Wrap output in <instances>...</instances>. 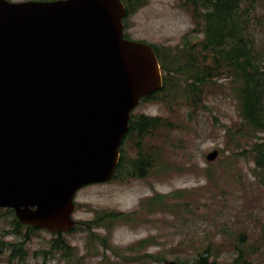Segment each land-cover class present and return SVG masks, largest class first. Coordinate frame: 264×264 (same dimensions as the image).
<instances>
[{"label":"water","instance_id":"95a60500","mask_svg":"<svg viewBox=\"0 0 264 264\" xmlns=\"http://www.w3.org/2000/svg\"><path fill=\"white\" fill-rule=\"evenodd\" d=\"M125 14L122 0H0V207L22 224L71 230L76 191L113 178L132 110L163 85Z\"/></svg>","mask_w":264,"mask_h":264},{"label":"rangeland","instance_id":"374dc122","mask_svg":"<svg viewBox=\"0 0 264 264\" xmlns=\"http://www.w3.org/2000/svg\"><path fill=\"white\" fill-rule=\"evenodd\" d=\"M263 11L258 3L254 15L260 16L255 20L253 15L250 26L264 66ZM124 24L130 38L157 45L175 46L182 43L184 35L193 40L202 36L191 31V14L179 0H150L126 15ZM231 78L221 74L217 79L223 86L218 90L206 86L205 106L196 109L183 99L173 105L148 99L135 107L136 114L161 115L179 124L166 135L163 132L147 138L163 146L160 155L164 166L161 170L151 168L141 178L123 179L120 175L76 191L73 215L84 223L63 233L75 247L73 259L60 257V252L46 253L53 233L40 229L26 239L27 228H17L12 213L0 209V264H162L166 260L199 261L201 256L215 264H231L237 256L239 230L248 240L249 259L264 264V181L257 177L251 153L239 154L243 147L250 148L252 141H264V137L245 136V145L240 147L230 141L228 128L242 123ZM258 134L264 136V131ZM213 150L217 156L209 160L207 154ZM127 151L129 157H135L138 148L128 141ZM207 171H213L214 180ZM177 189L169 209H156L148 202L156 192ZM104 213L115 216L103 219ZM101 237L108 238L107 244ZM25 239L26 257L9 259V249L2 241Z\"/></svg>","mask_w":264,"mask_h":264},{"label":"trees","instance_id":"16d2710c","mask_svg":"<svg viewBox=\"0 0 264 264\" xmlns=\"http://www.w3.org/2000/svg\"><path fill=\"white\" fill-rule=\"evenodd\" d=\"M149 1L123 0L126 15L137 11ZM258 3L264 7V0H179V5L191 14L194 22L191 31L201 32L202 36L193 40L184 35L182 43L175 46L152 44L162 68L163 85L160 89L142 97L141 101L160 99L168 105H173L174 102L183 99L191 108L196 109L205 106L203 94L206 86L213 85L217 90L222 88L223 83L217 78L225 73L226 76L232 77L230 88L242 117L241 126L228 128L230 141L240 147L245 145L243 142L245 136L264 137L258 134L264 131V66L260 63L261 49L250 26ZM259 16L255 14V20ZM174 126L179 124L173 123L168 117L132 112L128 131L120 145V157L114 178L120 175L123 179L126 176L141 178L146 176L151 168L158 167L157 169L161 170L164 166L160 155L163 146L158 145L159 142L151 143L150 140L163 132L166 135V132L175 128ZM128 141L138 148L135 157L128 156ZM249 153L255 160L257 177L264 181V141L254 140L250 148L243 147L239 151V154ZM228 160L230 159H227L226 165L229 164ZM207 172L209 178L214 180L213 171ZM177 192L178 189L168 193L156 192L148 197V202L156 209H169L173 206L169 200ZM0 209L12 213L17 228H27L26 239L29 233L41 229L20 223L11 207H0ZM119 214L122 213L117 215ZM113 216L114 213H104L101 218ZM89 226L91 228V225ZM108 227L109 231L112 230L110 225ZM236 234L237 256L231 264H256L249 259L250 254L245 246L248 240H244L245 233L239 230ZM26 239L1 240L9 249V259L26 257L28 253ZM101 240L104 244L108 242V238L101 237ZM49 241L50 246L46 253L60 252V257L73 259L72 253L75 247L66 241L63 233L54 234ZM144 244L146 241L141 243ZM199 261L215 264V261H209L207 256H201Z\"/></svg>","mask_w":264,"mask_h":264},{"label":"flooded vegetation","instance_id":"af4514ba","mask_svg":"<svg viewBox=\"0 0 264 264\" xmlns=\"http://www.w3.org/2000/svg\"><path fill=\"white\" fill-rule=\"evenodd\" d=\"M77 223L76 224H81L82 221L76 219Z\"/></svg>","mask_w":264,"mask_h":264}]
</instances>
